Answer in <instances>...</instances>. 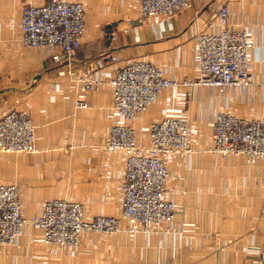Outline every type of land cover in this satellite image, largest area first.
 Masks as SVG:
<instances>
[{"label": "crops", "instance_id": "crops-1", "mask_svg": "<svg viewBox=\"0 0 264 264\" xmlns=\"http://www.w3.org/2000/svg\"><path fill=\"white\" fill-rule=\"evenodd\" d=\"M46 1L0 0V113L27 112L40 149L0 152V181L18 183L24 216L31 220L55 198L83 203L88 216H121L125 152L105 145L112 124L126 121L114 107L110 78L134 59L149 60L180 82L132 121L138 145L149 146L153 121L172 116L187 119L193 148L168 159V194L178 204L170 229L131 233L121 216L116 234L85 231L78 246L46 245L29 222L14 244H0V264H264V157L212 151L220 110L264 120V0H195L174 15L148 19L139 0H82V45L62 62L51 56L56 48L22 43L23 5ZM225 4L230 26L250 34L253 81L195 84L198 34L222 29L216 12ZM84 75L99 81L86 94L87 107L78 105Z\"/></svg>", "mask_w": 264, "mask_h": 264}, {"label": "built area", "instance_id": "built-area-1", "mask_svg": "<svg viewBox=\"0 0 264 264\" xmlns=\"http://www.w3.org/2000/svg\"><path fill=\"white\" fill-rule=\"evenodd\" d=\"M195 0H139L144 19L174 15L192 7ZM230 8L223 5L216 16L222 29L198 34L199 75L195 84L216 87L246 86L252 83L249 71L251 38L246 30L229 24ZM22 43L27 48H56V62L69 60L82 45L86 29V6L82 0H47L44 4L25 3L22 7ZM84 91L78 105L87 107L86 94L99 81L89 75L80 77ZM113 103L125 123L112 124L106 143L109 151L125 152L121 189V216L130 220L131 233L170 229L178 204L168 194V159L175 153L192 151L187 119L165 116L150 125L148 147L138 145L135 117L146 111L166 89L180 84L164 76L155 63L134 59L117 68L110 78ZM190 84V81H185ZM213 152L223 158L231 154L249 158L264 157V120L244 119L227 110L217 113L213 125ZM36 125L27 112L10 109L0 113V152L37 153ZM18 183L0 181V244L12 245L31 223L42 232L46 245L78 246L85 231L116 234L122 230L119 215L88 216L83 203L55 198L28 220Z\"/></svg>", "mask_w": 264, "mask_h": 264}, {"label": "water", "instance_id": "water-1", "mask_svg": "<svg viewBox=\"0 0 264 264\" xmlns=\"http://www.w3.org/2000/svg\"><path fill=\"white\" fill-rule=\"evenodd\" d=\"M115 24H116V22L107 25L106 29H107L108 33H112L113 32V25H115Z\"/></svg>", "mask_w": 264, "mask_h": 264}, {"label": "rangeland", "instance_id": "rangeland-1", "mask_svg": "<svg viewBox=\"0 0 264 264\" xmlns=\"http://www.w3.org/2000/svg\"><path fill=\"white\" fill-rule=\"evenodd\" d=\"M212 151H213V148H212ZM216 154V153H215Z\"/></svg>", "mask_w": 264, "mask_h": 264}]
</instances>
